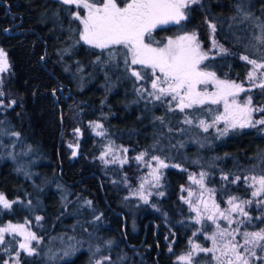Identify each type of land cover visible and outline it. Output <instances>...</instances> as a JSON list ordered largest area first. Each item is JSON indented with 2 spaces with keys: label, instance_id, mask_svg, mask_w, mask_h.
<instances>
[{
  "label": "trees",
  "instance_id": "1",
  "mask_svg": "<svg viewBox=\"0 0 264 264\" xmlns=\"http://www.w3.org/2000/svg\"><path fill=\"white\" fill-rule=\"evenodd\" d=\"M233 1L236 0H200L199 4L191 6L189 18L182 22V25L168 24L157 27L152 32V39L163 43L168 37L195 30L200 36L207 32L208 36L202 38L204 45H207L210 44L209 23H213L216 25L214 40L223 47H233L224 31L225 26L230 23L226 21L228 16L216 20L208 11V8L211 10L213 8L217 13L225 11L224 6ZM124 2L125 0L117 1L120 5ZM63 8H69L70 13L75 10L71 5H65L61 1L59 3L58 0H0V47L6 51L11 65L10 71L3 78L0 91L5 93L2 98L5 106L13 100L16 102L12 107H6L5 114L0 115V120L6 119L12 131L20 134L19 138L15 137L16 143L9 149L10 152L8 151L11 156L16 157L23 153L25 157L39 159L35 160L31 167L35 172L32 178L24 173L26 163L18 168L17 162L11 160V157L6 158L5 154H1L0 192L8 198L17 196L23 198L26 193L40 197L36 205L41 208L36 213H40L44 225L50 224L51 227L43 230V233L39 232L43 236L42 241L47 240L52 226L64 218L65 213L78 199L90 200L92 206L105 220L117 226L123 222L124 215L131 205L125 204L122 198L124 188L118 179L113 178L122 179L120 176L122 171L126 173L128 180L135 179L133 175L135 171L131 164L124 166L123 170H115L114 175L117 176H113L109 170H103L96 158V138L91 134L86 122L99 119L109 124L113 121L119 122L116 124H126L136 113L130 111L124 104L122 90L117 89L110 94L111 107L101 108L104 92L99 79L91 81L82 91L76 88L68 78L69 75L66 77L67 73L60 62V53L67 41L66 32H62V28L70 20L69 13ZM239 27L246 31L251 30V24L247 22L240 23ZM146 41L150 42L147 39ZM203 66L211 69L219 77L236 79L244 83L251 65L242 60L238 53L228 50L227 53L217 51L203 63ZM246 95L251 97L254 106L264 105V88L253 87ZM80 101H84L85 110L78 115ZM156 109L162 111L160 107ZM106 113L110 115L108 118ZM116 124L114 126H117ZM75 127L80 128L82 136L79 140L78 153L71 158L67 144ZM151 129L150 123H144L140 129H136L134 134L136 142L129 140V143L138 142L143 145L152 137ZM215 139V144L211 147L199 148L195 152L204 154L201 158L197 155L195 158L197 162H203L202 159L206 156L212 159L210 163L213 167L211 170L213 176H210L208 183L219 188L220 200L223 195L232 193L249 195V188L244 185L243 180L232 183L233 176L244 175L253 169H261L258 173H263L261 171H264V133L256 128H236L230 129L227 135H217ZM193 146L191 144L183 146L181 154L178 153L177 157L188 160L192 157ZM224 174L229 176L227 181L220 179ZM50 177L52 188L44 184L46 183L44 180ZM187 179L188 175L184 169L165 170L163 175L165 193L154 201L159 210L167 215L166 220L155 212L140 208L134 212V223L140 229L137 237L128 231V224L124 231L115 228L117 231L115 236L120 238L119 247L133 253L129 254L134 264H177L175 258L185 248L190 235L183 221L186 217V208L179 200V188ZM44 186L46 188L42 189ZM62 189H68L66 204L62 202L60 194ZM249 212L252 216L258 214L254 206L250 207ZM28 213L17 204H13L10 210L0 209V224L6 221H19ZM62 220L66 223L70 221L66 218ZM263 226L264 217L255 219V229ZM122 231L125 235L121 234ZM125 238L129 243L133 242V248L125 242ZM7 251L6 248L0 247V264L4 263ZM17 251H20L18 257L20 264L44 262L41 253L28 256L16 247L10 252L16 254ZM57 264H88L87 252L80 251L71 259H65Z\"/></svg>",
  "mask_w": 264,
  "mask_h": 264
},
{
  "label": "rangeland",
  "instance_id": "2",
  "mask_svg": "<svg viewBox=\"0 0 264 264\" xmlns=\"http://www.w3.org/2000/svg\"><path fill=\"white\" fill-rule=\"evenodd\" d=\"M58 2L60 3V0H58ZM240 3H243L246 10L252 13V19L242 21V17L237 13L236 10L237 5ZM212 4H210L211 7ZM120 6L122 7L123 5ZM63 9L67 10V12L69 13L68 19L70 20L69 23L62 28V32H66L65 34L67 35V41H64L65 43L63 42V49L60 53V62L64 68V72L67 73V75L65 74L66 77H68L69 75L68 78L76 85V88L82 91L89 86V83H91V81L99 79L104 92L102 96V102L100 103L101 108H103L104 106L111 107L112 104L109 98L110 94L117 89L122 90L124 94V104L130 111L136 113L134 114L135 117H132L131 121H127L126 124H116L119 123L116 121H113L109 124L106 121H101L99 119L88 120L86 122V124L89 126L91 134L96 138V158L101 163L103 170H109L113 176H117L114 175L115 170L119 171L124 166L130 164L133 166V171H135L133 174L135 176V179L133 181L128 180V178H126V173L122 171L120 174L122 179L119 180L118 177L113 178L114 180L118 179V181H120L121 186H123L124 188V190L122 191V198L125 204L131 206L127 210L126 215H124L123 222L115 226V224L112 225V223H109L107 220H105L101 216V213L97 212V210L93 206L88 207L84 203L85 201L90 200L78 199L77 202L72 205V208L63 216L70 221H68L67 223L65 221L63 222L62 219L64 218H62L59 222L57 221L52 226L51 234L49 235L47 240L42 241L41 238L43 236H41L39 232H42L46 229H51V227L49 226L50 224L44 225L42 220H36L37 216L41 217L40 213H36V211L41 208V206L38 207L36 205L39 203L40 197L31 196L29 193H26L23 198L18 196L14 198H6L10 201H18L15 204L19 205V207H23L24 210H27V212L29 213L19 221L3 222L0 224V227L7 226L9 223L13 225L25 224V222L27 221V224H25L26 231L35 233L39 238L40 242L37 243L36 241H32L31 246L36 249V254L34 255L41 253L40 255L44 258L43 264H57V262L63 261L65 259H71L80 251L87 252L88 264H95V261L100 259L101 256L110 257L113 264H134L131 259L132 256H130V254L133 253L119 247L120 238L115 236L117 232L115 228L121 231V229L123 230L124 227H126V225L128 224V231L130 233L136 234L137 237L140 229L138 228L137 224L134 223V212H136V210H139L140 208H145V210L155 212L166 220L167 215L159 210V206L154 201V199L158 200L164 195H160V193H165L163 182V175L165 170L168 168H177L184 169L188 175L187 182L179 188V200L182 206L186 208V217L183 219V221L184 226L188 228L190 232L185 248L179 252L177 257L181 254L187 253L191 249L192 244L189 243L190 240L194 244H198L205 248H211L213 246V241L209 237H211L214 232L218 231L217 224L221 229L227 228L229 231H231L232 229L237 227V220L244 219V217L240 216L238 213H232L230 218L233 220V223L229 225L226 220L219 217V212L213 211V201L216 205L219 206L220 211H224L230 208L228 200L233 196L238 197V200L236 201L237 203H239V201L241 200L253 201L251 205L244 206L245 211H247L249 217L252 218L251 223L246 222L245 224L239 225L240 232L236 233V240L240 241L241 243L243 241L240 233L244 231H259L260 229L264 228V226L258 229L254 228L255 219L257 217H264V204L259 206L257 204V201L264 200V193H261L260 196L253 197L252 192L255 191V188L249 187L251 181L245 183L244 180V177H259L261 175H264V171H261L263 173H258V171H260L261 169H253L252 171H247V173H245L244 175L233 176L234 180L237 176L241 177L244 185L249 188V195L232 193L225 196L223 195V198L220 200V194H218L219 188H216L215 186H212L208 183L211 178L210 176H213V173L211 171L213 167L210 163V160L212 159H209V156L203 158V162H197L195 159L197 155H199L200 158L204 156L203 153L199 154L198 152V154H196V150L198 151L199 148H209L214 145L216 136L220 135L219 130L224 128V122L220 121L215 124V126H211L207 131H205L200 126L199 121L204 120L207 124L211 125L215 117L224 112L223 102L218 105L210 103H206L204 105H194L192 108H186L183 112H181L177 107L179 100L177 99L173 101L171 95L165 96L161 100L153 99L148 95L149 92L154 91L151 88V81L155 77L152 76L151 70H147V74L143 80H137L135 77L131 76L130 71L126 69V65L124 62L126 50L121 46H114L109 49L102 50L92 47L84 43V41L80 39V33L83 30V25L79 20H76L72 17V13L78 11L81 16H84L86 14V10L77 8L75 6V10L70 13L69 8ZM224 10L225 11H219V13H217L214 12L213 8L212 10L208 8V11L211 12V16L216 20L228 16L226 18V21L230 23L225 26L224 31L226 33L228 42L231 43L233 47L227 46L228 48H226L224 46V48L238 53L240 58L241 56H248L249 59L256 60L258 63H264V47L257 45L256 41L253 39L256 35H259V29L255 25L257 23L264 22V0H236L224 6ZM256 18H259V21H257ZM243 22L251 24V30L246 31L245 29L239 27L240 23ZM232 23H235V25H232ZM186 32L190 33L192 31ZM195 32L198 35L202 50L208 52L209 57L219 51V47L214 48L212 46L214 40V32L211 29L209 31L210 44L207 45H204L202 40L203 36H208V34L206 35L207 32L202 36H200L197 31ZM182 34H184V32L179 35ZM176 36L172 38H175ZM166 42L167 38L163 43ZM145 43L149 42L145 40ZM163 43H161V45ZM217 44L220 45L218 42ZM80 45L83 46L80 47ZM152 46L155 47L157 45L153 44ZM110 53H114L115 55L110 56ZM97 58H99V60ZM133 67H135L136 70H139V66ZM201 67L205 71L213 72L211 69L204 67L203 64L201 65ZM251 70L252 65L250 66V70L248 71V73ZM7 73H0V87L3 84V78ZM216 77L219 80L232 81L242 85L245 91L239 93L236 98L237 102L240 104H243L249 98L246 95V92L253 88V83L259 85L262 83V81H264V76H261L260 71L257 72V78L255 79V81H250L246 76V80L244 83H242V81L240 80L219 77L218 75H216ZM161 86L166 87V85L163 84ZM141 88L145 91L138 92L137 89ZM205 88L208 92L216 91V87L213 83H209L207 85H197L198 91H204ZM4 105L6 104L4 103ZM79 105L80 107L77 112L78 115L85 110L84 101H80ZM216 106H218L217 109ZM157 107H160L162 111H158L156 109ZM170 107L172 109L171 111L169 110ZM252 107L264 108V105L254 106V104L252 103ZM5 109L6 107L0 108L1 116L5 114ZM109 116V113H106V118H108ZM185 119L191 120L192 123H184ZM252 119H264V112H253ZM0 121L4 122L3 125H0V127L6 129L9 133L14 132L12 131V128L6 119H1ZM93 123H99L102 125L101 130L104 132L103 136L96 135V132L93 130ZM144 123H150L152 127V129L150 130L152 137L144 142L143 145L138 142L137 144L129 143V140H136V136L134 137V134L137 131L136 129H140L141 126L144 125ZM114 124H116L117 126H114ZM77 128L79 127H75L72 130V136L67 144L71 152V158H74L77 155L76 154L75 156H73L72 153L74 150L76 151V153H78L79 140L82 136L81 131L78 134L74 132V130ZM249 128H256L261 133H264V126L257 125L256 127ZM122 135H125L127 137H122ZM131 136H133L132 139ZM14 140L15 137H12L10 135H0V156L1 154H5L6 158L11 157V160L17 162L16 164L18 165V168L26 163V172L24 171V173L26 176H32L33 178L35 176V172L31 169V167L36 162L35 160L39 161V159L25 157L26 155L23 153L18 154L14 158L9 155V149L13 147ZM189 144L195 146H193L191 150L193 151L192 157H190L188 160L178 158V153L181 154L180 152L183 146ZM69 145H72V147H69ZM109 146H111L113 151L105 156L104 160L111 161L113 155H118L119 159L115 163L105 164L104 160L100 159V156L101 153L104 152ZM122 149H127L128 151L125 153L122 151ZM117 150L120 151L117 152ZM141 152L147 153L144 158L145 161H150L152 156H158L161 160L169 165V167L159 170V172L161 173L159 187L155 186V182L150 175L151 169L147 167L143 162H139L135 159V157ZM125 158L127 159V162L121 163L120 160H123ZM151 163L152 167L156 166V161H151ZM173 165H178L179 167H173ZM201 172L207 174L203 181V187H201L200 184L193 183L192 180H189L190 175H194L195 179L199 180V174ZM221 178L222 176H220V179ZM44 181H46V183L44 184L47 185L48 188H52L51 177L50 179L46 178ZM142 182H144V188L141 190L140 184ZM256 187L258 188L259 185L257 184ZM44 188H46V186H44L42 189ZM208 189H212L213 191L210 192L208 191ZM141 191L143 192V195L147 197V203H145V201L141 199ZM189 191L193 193L191 197L188 196ZM60 194L62 196V202L66 204L68 189H62L60 191ZM201 194L203 196V201L208 205L207 211H205L204 203L201 202ZM181 197H183L184 199H182ZM41 201H43V199H41ZM186 201H191L192 205H199V211L201 213L200 223L196 222L197 213L191 209L189 203ZM251 206H254L258 211V214L256 216H252L250 214L249 209ZM213 214L217 217L215 223L207 220V215ZM95 216H101L102 218L99 221H95ZM113 228L115 230H113ZM198 229L199 231H197ZM111 231L114 232L112 233ZM123 231L121 234H124ZM193 233H196V235H193ZM225 239H230V237H226ZM23 240L24 237L22 235H10L8 233H5L4 243L0 244V247L6 248V250H8L7 257L4 261H8L9 264H16V261H19L17 255L14 252L10 251L11 249H13V247H16V249L20 250L19 243L23 242ZM109 240L113 241L112 245L110 247L104 246V242ZM217 240V246L219 247L223 244V241H220L219 238H217ZM129 244L134 245L133 242H130ZM97 246H101V251L99 253L95 251ZM37 248H39V250H37ZM65 251H68L69 255H64ZM256 251L257 256L264 257V252H262L260 249H257ZM121 257H123V260L120 259ZM177 257L175 258V260L176 263L179 264V262L177 261ZM250 259L253 261V264H264V259H256L255 257H252ZM105 264H107V262H105ZM193 264H216V262L213 260L211 253H198L194 258Z\"/></svg>",
  "mask_w": 264,
  "mask_h": 264
},
{
  "label": "snow or ice",
  "instance_id": "3",
  "mask_svg": "<svg viewBox=\"0 0 264 264\" xmlns=\"http://www.w3.org/2000/svg\"><path fill=\"white\" fill-rule=\"evenodd\" d=\"M65 5H75L77 8L86 10V14L81 16L80 13L73 12L72 17L79 20L83 25V30L80 33V39L84 43L99 49H109L114 46H121L126 50L125 52V65L126 69L130 71L131 76L137 80H143L147 74V70H151L152 76L155 77L151 81V88L153 92H149L148 95L155 100H161L163 97L171 95L172 100H179L177 107L181 112L186 108H192L194 105H204L206 103L218 105L223 102L224 112L217 115L212 121V124H207L204 120H200V126L207 131L209 127L215 126L220 121L224 122V128L219 130L221 136L227 135L230 129L236 128H249L256 127L257 125L264 126V119L253 120V112H264V108H253L252 100L249 97L243 104L237 102V96L239 93L244 92L245 89L241 84H237L232 81L219 80L214 72L205 71L201 65L209 58L208 52L202 50V46L199 42L198 35L195 31L184 32V34L176 36L175 38H167V42L161 45V42L153 41L152 32L158 26L161 25H182V22L189 18V12L191 6L199 4L200 0H125L121 7L117 0H61ZM237 13L242 17V21L252 19V13L247 11L244 4L237 5ZM235 19V18H233ZM259 21V18H256ZM259 29V35H256L253 39L257 45L264 47V22L257 23L255 25ZM209 28L215 32L216 25L209 23ZM150 41L145 43V40ZM153 43L157 46L153 47ZM212 46L214 48L219 47L220 53H227L228 50L221 45H218L213 40ZM114 53H110V56H114ZM130 58V60H129ZM99 60V58H97ZM242 60L247 61L252 65V70L248 73L247 79L255 81L257 78V72L260 71L261 76H264V63H258L256 60L249 59L248 56H241ZM133 66H139V70H136ZM11 65L7 57V53L3 48H0V73H7L10 71ZM213 83L216 87V91L208 92L205 88L204 91H198L197 85H207ZM166 85L163 87L161 85ZM253 87L264 88V81L261 84L256 85L253 83ZM138 92L145 91L144 89H137ZM5 93L0 91V108L12 107L16 102L13 100L7 106L3 103V97ZM171 103V102H169ZM171 111V107L169 108ZM162 119V118H157ZM3 121H0V125H3ZM184 123L191 124L192 121L185 119ZM102 125L99 123H93V130L96 135L103 136L104 132L101 130ZM75 133H79L80 129L74 130ZM0 135L12 136L19 138L18 132L9 133L6 129L0 127ZM16 141H13L15 144ZM72 147V145H69ZM111 146L107 147L104 152L101 153L100 159L104 160V157L112 152ZM120 150H117L119 152ZM123 152H127V149H122ZM73 156L77 153L74 150ZM11 155V153H9ZM147 155L145 152H141L135 157L139 162H143L147 167L151 169L150 175L152 176L155 186L159 187V180L161 173L160 169L169 167L158 156H152L150 161H145L144 158ZM14 158V157H13ZM119 159L118 155H113L111 161L104 160L105 164L115 163ZM151 161H156V166L152 167ZM121 163H126L127 159L120 160ZM173 167H179L173 165ZM207 174L201 172L199 174L200 179H195L194 175L189 176V180L193 183L200 184L203 187V181ZM222 179L227 180L228 175L224 174ZM241 177L237 176L232 183L240 180ZM245 183L251 181L249 187L255 188L252 192L253 197L260 196L264 193V175L259 177L251 176L244 177ZM146 182V181H145ZM257 184L259 187L257 188ZM144 188V182L140 184V189ZM208 191H213L208 189ZM164 193H160L163 195ZM193 193L188 192V196L191 197ZM141 199L147 203V197L140 192ZM184 199L183 197H181ZM238 197H230L228 203L229 209L224 211L219 210V206L213 201V211L219 212V217L228 222L229 225L233 223L230 218L232 213H238L244 219L236 221L237 227L229 231L227 228L221 229L217 224V232H214L210 239L213 241L211 248H205L198 244H192L191 249L184 254L177 257L179 264H193L194 258L198 253L212 254L213 260L216 264H253L250 259L255 257L256 259H264V257L257 256V249L264 252V228L259 231H244L241 234L242 243L236 240V233L240 232L239 225L251 223L252 218L249 217L248 212L245 211V205H251L252 200H241L239 203L236 201ZM18 201H10L6 198L4 193H0V209L10 210L13 204ZM189 203L191 209L197 213L196 222H201V213L199 211V205H192ZM201 202L204 203L205 211L208 210V205L203 201L201 194ZM88 207L92 206L91 201L84 202ZM258 206L264 204V200L257 201ZM101 216H95L94 220H101ZM42 217L37 216L36 220L40 221ZM216 215H207V220L216 222ZM256 219H261L257 217ZM27 224V221L25 222ZM25 224L13 225L9 223L7 226L0 227V244L4 243L5 233L10 235H22L24 237L23 242L19 243V249L26 253L28 256L36 254V249L31 246L32 241L39 243V238L35 233L26 231ZM199 231V229L197 230ZM196 235V233H193ZM230 237V239H225ZM223 241L221 246L218 245V240ZM71 239V238H69ZM113 241H105L104 246H111ZM95 251L99 253L101 246H97ZM171 251V247L169 248ZM219 253V254H217ZM17 257L20 255V251L16 253ZM64 255H69L68 251H65ZM123 260V257L120 258ZM113 264L111 258L108 256H101L100 259L95 261V264ZM4 264H9L8 261H4ZM19 264V261H16Z\"/></svg>",
  "mask_w": 264,
  "mask_h": 264
},
{
  "label": "flooded vegetation",
  "instance_id": "4",
  "mask_svg": "<svg viewBox=\"0 0 264 264\" xmlns=\"http://www.w3.org/2000/svg\"><path fill=\"white\" fill-rule=\"evenodd\" d=\"M60 1H61V0H60ZM71 6H72L73 8H75V6H74V5H71ZM123 230H124V229H123ZM125 242H126V243H128V241H127V239H126V238H125ZM128 245L130 246V248H133V247H134V245H132V244H129V243H128Z\"/></svg>",
  "mask_w": 264,
  "mask_h": 264
}]
</instances>
